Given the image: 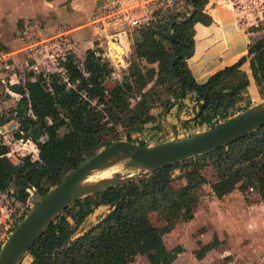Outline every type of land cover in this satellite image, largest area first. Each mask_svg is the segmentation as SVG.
<instances>
[{
  "label": "trees",
  "instance_id": "obj_1",
  "mask_svg": "<svg viewBox=\"0 0 264 264\" xmlns=\"http://www.w3.org/2000/svg\"><path fill=\"white\" fill-rule=\"evenodd\" d=\"M209 1L189 0L194 7L190 17L179 20L173 15L167 22L146 29L143 40L132 45L128 78L113 91L114 99H108L106 87L111 70L92 50L87 51L83 69L72 54L64 63L75 90L70 91L59 74L47 79L31 73L24 84L11 86L10 90L21 96L16 119L21 131L38 143L40 161L25 158L14 164L6 156L9 148L0 140V192L14 189L25 201L28 189L47 182L43 200L74 170L114 142L126 140L148 147L135 140L134 134L157 122L153 108L166 111L191 94L196 95L201 111L197 120L208 128L219 124L220 105L215 96L218 80L212 77L199 85L187 63L194 52L196 24H213L204 11ZM0 52L8 53V49L0 44ZM247 61L255 83L264 89V36L250 45L247 58L228 71L241 68ZM134 96L140 99L133 104ZM57 105L72 108L67 123L61 121ZM48 120L65 124L67 132L59 135L49 128ZM6 122L0 113V128ZM213 166L222 171L211 193L216 199L222 200L236 190L245 195L251 189L263 199L264 128L213 153L156 171L141 182L72 204L31 249V264H133L140 256L147 257L150 264H175L184 249L169 250L164 238L180 221L195 218L204 187L210 184L205 172ZM102 207L109 208V213L79 235L87 219ZM149 214H158L165 226L149 231L142 221ZM216 247L207 245L197 253L198 258L203 259Z\"/></svg>",
  "mask_w": 264,
  "mask_h": 264
},
{
  "label": "rangeland",
  "instance_id": "obj_2",
  "mask_svg": "<svg viewBox=\"0 0 264 264\" xmlns=\"http://www.w3.org/2000/svg\"><path fill=\"white\" fill-rule=\"evenodd\" d=\"M214 2L218 5L225 4L224 0H214ZM66 5V0H0V40L2 43H8L9 52L12 53L11 58H7L0 65V113L5 115L8 120L4 126L11 123V121H16L17 105L21 99L20 95L11 92L10 87L13 83L24 84L27 77L31 73H34L32 70L33 65L36 64L34 57L39 62L42 61L40 62L41 67H44L45 63H47V68L57 71L60 70V65L64 62L63 59H67L72 54L77 57L78 66L83 69L87 60V51L95 50L111 70V76L106 82L109 92L108 99H114L112 95L113 91L128 78L127 59L129 58V53L125 56L126 65L119 64L113 57L111 58V55L106 54L108 53V50H106L108 47L106 40H100V38L104 37L102 31H105V29L102 26L98 27L94 23L100 16L99 0H79L78 4L76 6L72 5L71 9L67 8ZM21 9H24L29 15L20 17L18 11ZM19 21L21 22L20 25L18 24ZM37 23L40 24L41 28L45 29V32L42 33L43 29L39 32L33 28L31 31L29 30L28 35L34 37L35 40H48L45 42V46L50 47L46 49L44 46H38L34 54L31 51L28 52L29 43L19 32L24 29V26L31 27ZM67 31H75V34H62ZM118 31L121 32V42L126 44L127 40L133 42L142 40L146 29H134L126 32L120 29ZM107 33L110 36L119 34L114 30H109ZM111 49L112 54L115 48L111 47ZM44 55L46 58H44ZM40 70L42 69L40 68ZM34 75L36 74L34 73ZM61 75L63 78L66 74L62 72ZM66 78L68 79L67 75ZM246 78V76H243L244 80ZM245 82L248 83L250 81L246 80ZM64 83H66L70 91L75 90V84L70 80ZM150 88L151 86L148 87V89ZM251 88L248 84L245 89L242 88L244 90L241 91L239 89L237 94L235 91V95L233 96L226 94L224 99L226 100V104L223 107V111L220 112L219 117L225 118L234 110L237 111L240 100L253 102V97L254 95L257 96V91L254 94ZM259 94L260 96H264V91L262 93L259 91ZM139 99L138 96H134L131 100L134 104ZM92 104L96 105V102L94 101ZM153 109L156 113H159L160 118L164 119L167 111L171 108L163 111L160 107L156 106ZM56 110L61 115V121L67 123L72 108L57 105ZM107 119L111 120V117ZM47 123L49 128L51 127L53 131H56L61 136L67 132V126L61 124V122L54 124V121L48 120ZM152 125L154 124L147 125L146 129L151 134L154 133V130H157L161 135L157 140L148 136L149 142L144 143L146 145L166 140L175 135V132L171 128L166 129L165 126ZM14 127L15 124L10 125V128ZM117 129L121 130L122 128L119 126ZM185 129L190 131L193 128ZM179 135L181 136L183 133H179ZM117 168V172L122 171L125 176L139 174L138 171H131L121 167ZM104 172L95 173L93 176L96 180L94 181L105 179ZM205 174L207 179L210 180V184L205 186L204 196L196 209L195 218L190 221H180L174 230L164 238L169 250L179 246L184 249V252L178 257L175 264H242L244 261L248 262L243 264H257V261L255 262L257 255H264L259 254L261 248L257 246V227H255L257 224V209L263 205V199L257 193L251 192L243 195L239 191L232 198L226 197L220 201L214 199L209 190L218 183L222 176V171L218 166H214L208 168ZM48 188L49 185L45 182L40 188L36 189L32 200L35 207L41 202ZM9 193H11L10 197L14 196L16 201L20 199L16 196L14 189ZM7 201H10L13 212L0 214V229L5 224L7 225L10 220L15 219L20 209L19 205L24 202L22 200V202L17 201L19 204L16 202L12 203V198H8L3 203L7 204ZM108 213L109 208L107 207L96 211L83 224L79 235L99 223ZM142 221L149 231L165 226L164 221L158 214L146 215V217L142 218ZM252 226L254 228H251ZM215 235H218V239L220 238V240L224 238V243L220 240H218L219 242H215L217 241L214 239ZM210 243L216 244L217 247L209 251L203 259H199L197 253H201L200 251ZM31 262L32 258L27 256L22 264H31ZM133 264H150V262L147 257L140 256Z\"/></svg>",
  "mask_w": 264,
  "mask_h": 264
},
{
  "label": "water",
  "instance_id": "obj_3",
  "mask_svg": "<svg viewBox=\"0 0 264 264\" xmlns=\"http://www.w3.org/2000/svg\"><path fill=\"white\" fill-rule=\"evenodd\" d=\"M110 47L123 53L117 42ZM264 128V102L220 122L213 128L185 138H175L151 147H143L126 140L114 142L87 160L59 186L51 190L35 209L13 231L0 251V264H22L31 249L72 204L89 196L131 182H141L161 169L213 153ZM115 167L138 171L125 176L122 171L110 178L88 183L98 172Z\"/></svg>",
  "mask_w": 264,
  "mask_h": 264
},
{
  "label": "crops",
  "instance_id": "obj_4",
  "mask_svg": "<svg viewBox=\"0 0 264 264\" xmlns=\"http://www.w3.org/2000/svg\"><path fill=\"white\" fill-rule=\"evenodd\" d=\"M78 1L79 0H66L67 8L71 9L72 5L76 6L78 4ZM104 2L105 0H99V13H101L102 11V6ZM127 4H132V2H128ZM204 11L205 13L209 14L212 17L213 24L210 26H205L200 23L196 24L194 52L193 55L187 60V63L189 65V68L192 72L195 81L199 85L201 86L204 85L212 77L218 80L219 88L215 96L217 98V103H219L220 105V110L218 111L217 115L222 122L225 121L226 119H229L231 117L240 114L241 112L245 111L248 108H251L255 105L264 102V96H260L259 94V91H261L262 93L264 89L258 87L257 84L255 83L252 77L249 61H247L241 68L235 71H228V68L236 65L242 59L247 58L250 45H252L256 41H258L262 36H264V22L258 23L257 26L249 27L248 24L242 21V17L237 12L232 10L226 3L222 5H218L217 3L214 2V0L209 1ZM145 12L146 11L141 7L139 9L133 10L132 14L135 17H142L145 14ZM18 15L20 17H23L29 14L28 12H25L24 9H21L18 11ZM96 21L94 23L97 24L98 27H101L102 25L98 24V22ZM18 24L20 25L21 22L19 21ZM143 28L147 29L146 27ZM42 29H43L42 33H44L45 29L44 28ZM104 29L105 31H102L103 32L102 34L105 38L104 37L100 38V40L104 39L108 43V47L106 49L108 50V53L106 54L111 55L110 42H117L125 50V54L123 55L124 60L127 53H129L130 55L132 45L136 42H140L143 40V39L136 40L134 42L127 40V43L123 44L121 42V35H120L121 32L118 31L120 30L118 27H104ZM24 30H26L25 26L24 29L19 32V34L23 38H25L22 35ZM109 30L117 31L119 34L116 36H110L107 33ZM62 34L74 35L75 31H67L66 33H62ZM73 40L75 41L74 38ZM0 44H2L8 49V53L5 52H0V53H2L6 59L11 58L12 53L9 52L10 48L8 43H2V41L0 40ZM128 49L130 50L129 52ZM123 65H126V60H125V64ZM243 76H246L247 78L244 80ZM246 80L250 82L246 83L245 82ZM18 84L20 83L17 84L13 83V85H18ZM248 84L250 88L252 87L251 90L254 91V94H256L257 91V96L254 95L253 97L254 101L252 100L253 102H247L246 100H240L239 108L237 111L234 110L233 112L228 114L227 117L220 118L219 114L220 112L223 111V107L226 104L225 103L226 100H224L225 95L230 94L231 96H233L235 95V91L237 94L239 89L241 91L244 90L248 86ZM200 113L201 111L198 102L196 101L195 94L188 95V97L184 99L182 102H179L175 106L171 107V109L167 111V114L165 113L166 116L165 115H164L165 117L163 116L164 119L160 118V116L158 115L159 113H156L155 110L153 109L152 115L157 117V122L153 123L154 125L152 126H158L161 124V126L162 127L165 126L166 129H170V128L173 129L175 135L166 140L155 142L153 144L152 143L148 144L147 146L148 147L155 146L163 142L171 141L175 138L189 137L196 133L209 129L206 124L202 125L200 123V120H197ZM185 128H189V129L193 128V129L188 131ZM179 133H183V135L180 136ZM160 135L161 134L158 133L157 130L156 131L154 130V133L151 134L145 128L143 132L134 134V139L139 142L148 143L149 137L155 138L157 140ZM208 181L210 182V180ZM212 189L213 187L210 188L209 190L210 194L213 193ZM237 191L238 190L234 191L232 194H230L227 197L232 198ZM213 198L216 199L215 197ZM256 222L257 224L255 225V227H257V246L261 248L259 250V254L260 253L264 254V203L259 209H257ZM251 228H254V226H252ZM214 239L217 240V242H219L218 240H220V238L218 239V235H215ZM223 240L224 238H222L220 241L224 243ZM261 242L263 243L262 245ZM256 261L257 264H264V255H257V260L255 259V262ZM247 262L248 261H244L243 263H247Z\"/></svg>",
  "mask_w": 264,
  "mask_h": 264
},
{
  "label": "built area",
  "instance_id": "obj_5",
  "mask_svg": "<svg viewBox=\"0 0 264 264\" xmlns=\"http://www.w3.org/2000/svg\"><path fill=\"white\" fill-rule=\"evenodd\" d=\"M128 2H132V4H127ZM224 2L232 10L237 12L242 17V21L248 24L249 27L257 26L258 23L264 22V0H224ZM141 7L146 11L145 14L142 17H135L132 11ZM193 11L194 7L190 4L189 0H105L100 16L97 18L96 22L103 27H118L126 32L134 29H141L143 27L149 28L161 25L167 22L173 15L179 16V20H184L190 17ZM38 26L40 27V24L26 27V30L22 33L29 43L28 52L31 51L34 54L38 46H44L46 49L50 47L47 45L45 46V42L48 40H35L34 37L28 35L29 30L31 31L33 28L41 32L42 28ZM44 58H46L45 55ZM5 60V56L0 53V65H2ZM66 60V58L63 59L64 62L60 65V70L56 71L47 68V63H45L46 65H44V67H41L42 65L40 62L42 61L39 62V60L34 57L36 64L33 65L32 70L36 76L37 74H42L45 78L49 79L53 74L61 75L62 72L66 74V69L64 67ZM40 68L42 70H40ZM66 75L63 78L61 75V81L63 83L69 81ZM11 124H15V127L10 128ZM0 140L2 141V145L9 148L10 151L6 156L14 164L20 163L25 158H31L33 162L40 161V148L38 143L35 142L32 137L26 136V134L21 131L17 119L0 128ZM35 191V188L27 190L29 195L26 200L21 203L22 205H19L20 209L15 219L10 220L7 225L5 224L4 227L0 229V251L13 231L35 208L32 202ZM250 192L253 193L254 190L251 189ZM10 194L9 192H0V214L4 212L9 213L10 211L13 212L10 201L4 204V200L12 198V203L16 202L19 204L17 201L22 202L20 199L16 201L14 196L10 197Z\"/></svg>",
  "mask_w": 264,
  "mask_h": 264
},
{
  "label": "bare ground",
  "instance_id": "obj_6",
  "mask_svg": "<svg viewBox=\"0 0 264 264\" xmlns=\"http://www.w3.org/2000/svg\"><path fill=\"white\" fill-rule=\"evenodd\" d=\"M112 50V49H111ZM122 54L123 53H119L116 49H115V51H113L112 52V54H111V57H113L114 59H115V61L116 62H118V63H120L121 61H120V59H121V57H122ZM117 170H118V168L117 167H115V168H113V169H110V170H107V171H105L104 172V178H110V177H112V175H114L116 172H117ZM118 173V172H117ZM94 180H96L95 179V177L94 176H92L89 180H88V183H92V182H96V181H94Z\"/></svg>",
  "mask_w": 264,
  "mask_h": 264
}]
</instances>
